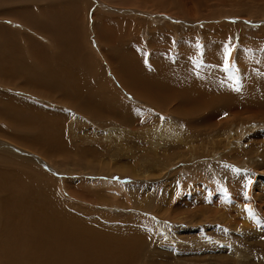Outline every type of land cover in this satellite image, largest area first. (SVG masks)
<instances>
[{
	"label": "rangeland",
	"instance_id": "rangeland-1",
	"mask_svg": "<svg viewBox=\"0 0 264 264\" xmlns=\"http://www.w3.org/2000/svg\"><path fill=\"white\" fill-rule=\"evenodd\" d=\"M43 1L45 5L38 8ZM49 4L60 9L46 10ZM62 6L70 15L61 11ZM42 10L51 12L43 14L44 22L38 18ZM58 10L64 12L61 20H77L69 28H86L73 33L79 38L76 55L65 52L68 41L63 36L69 31L62 30L65 22L60 20L59 26L50 19ZM9 13L19 20L33 19L22 24L11 20ZM103 28H110L106 30L110 36ZM9 30L16 32L18 41L6 33ZM17 33L27 34L28 42ZM9 41L22 44L21 50H12ZM213 42L218 47L205 56L203 47ZM229 44L232 68L225 72L223 50ZM118 47L130 53L129 63L123 60V66L118 65L121 69L116 64L113 69L105 60L114 59ZM176 50L193 54V58L180 61L176 71L166 72L165 85L159 83L151 98L147 96L149 102L145 101L139 94L151 90L149 83L155 76L150 71L156 69L152 65L169 55L175 59ZM54 54L59 60L65 54L96 63L94 84L81 85L77 67L70 64L55 81L32 85L27 82L31 75L21 74L18 65H13L16 57L30 61L43 80L47 69L55 71L48 62L42 71L46 59ZM138 56L145 60L149 74L139 73L132 65ZM0 57V64L4 62L0 67V166L51 179L53 189L43 187L47 201L27 179L30 198L47 205L48 218L92 238L108 235V230H113L109 232L113 236L114 231L134 225L131 229L142 235L144 246L135 264H264V0H0ZM184 70H192L193 78H198L195 86H204L208 96L192 95L184 101L177 85H167ZM123 80L125 88L133 87L134 93L124 89ZM215 80L220 84H213ZM207 100L214 104L209 106ZM14 219L20 225L25 221L23 216ZM0 239V264H7L1 253L4 236Z\"/></svg>",
	"mask_w": 264,
	"mask_h": 264
},
{
	"label": "bare ground",
	"instance_id": "bare-ground-1",
	"mask_svg": "<svg viewBox=\"0 0 264 264\" xmlns=\"http://www.w3.org/2000/svg\"><path fill=\"white\" fill-rule=\"evenodd\" d=\"M39 0H37L38 2ZM42 1V0H41ZM71 1V0H70ZM44 1L42 2L41 5H38V8H41L40 6L42 5H45L43 4ZM66 3H70V2H66ZM76 4H78L77 2H75ZM39 4V3H38ZM73 4V5H71ZM59 5L61 6V3H59ZM59 5H56L58 7H55L56 9H54L52 6L54 5H51L49 4L48 7H46V10L50 9L51 7V10L54 9L55 11L58 9H60ZM62 5H65V4H62ZM67 5L69 4H66V7ZM71 7L74 6V3H70ZM70 5L68 7H70ZM71 7L69 9H71ZM73 7V8H74ZM48 8V9H47ZM76 8V7H75ZM74 8V9H75ZM37 9V7H36ZM66 9V8H65ZM74 9H71L73 10V12L75 11ZM25 10V9H24ZM27 10V8H26ZM64 11L65 10L63 9V6H62V9L61 11ZM70 10V11H71ZM79 10H83L82 8L80 9L79 7ZM18 13L19 11L16 10ZM13 12V15L14 13L17 15V12ZM54 11V12H55ZM61 11H57L55 12V14L52 12V14L54 15V17H51L50 16V19L51 21L53 20V22L56 24H59L62 25L63 22L61 21H64L63 19L61 20L60 19V16L61 18L64 17L62 16V14L64 13H61ZM77 11V10H76ZM33 12V11H31ZM58 12H59V16H56V13L58 15ZM73 12L71 13L73 15ZM12 13V12H11ZM30 13V12H29ZM34 13V12H33ZM50 14L51 12L49 11H41V12H38V18L42 20V17H43V14ZM61 13V14H60ZM66 13H69L70 15V12L66 9ZM28 14V12H27ZM31 14V13H30ZM7 15H10L11 17H13V15H11L10 13L7 14ZM19 15V14H18ZM29 15V14H28ZM35 15V14H34ZM37 15V14H36ZM51 15V14H50ZM6 16V15H5ZM8 16V17H10ZM56 16V17H55ZM8 17H5L7 19H9ZM59 17V18H58ZM67 17L69 16H65V20L67 19ZM72 18V17H70ZM70 18H68V21H64L66 25L68 26H65L62 28L63 31H65L64 29H67L69 27H71V23H75L76 21L74 22H70ZM84 18V17H82ZM11 20L15 19L16 21H20L22 24L25 23V20L21 19H17L15 17L13 18H10ZM9 19V20H10ZM33 19V18H32ZM32 19H27L29 22L32 21ZM61 20V21H60ZM81 20V19H80ZM79 20V21H80ZM85 20V18H84ZM84 20H81V22ZM43 21V20H42ZM44 22V21H43ZM87 22V21H86ZM105 21H103L104 23ZM42 23V22H41ZM61 23V24H60ZM68 23V24H67ZM109 23H111L109 21ZM76 25L78 24L77 22L75 23ZM73 24V25H75ZM112 24V23H111ZM110 24V25H111ZM71 25V26H70ZM86 26V25H85ZM84 26V27H85ZM103 26H109V24L105 23L103 24ZM102 26V27H103ZM28 30H30V32L32 33V31H34L32 28L26 26ZM74 27V26H73ZM113 27V26H112ZM76 28V27H75ZM78 29L82 28V32L85 31L84 29L86 28H83V27H77ZM78 29H76L78 31ZM110 28H107V29H104L103 28V31L104 33L107 32V34L110 32V31H106V30H109ZM6 30V29H5ZM4 30V31H5ZM8 30V29H7ZM68 33H70L69 35H72L69 36L68 38V33L66 34V36H63V39L66 40V42L68 41V43L64 44V46H67V48L65 49V52H71L73 55H76L79 53L80 49L76 43V41L78 40L79 41V38L78 36L75 37L74 36V31L73 28H69L68 29ZM39 31H41V27L39 29ZM55 31V30H54ZM63 31H60L63 35ZM75 31V32H77ZM81 31V30H80ZM9 32H11V35H13L14 37L16 36V32H12V31H8L6 32L7 34H10ZM36 32V31H35ZM48 32L51 33L50 29H48ZM114 32V31H113ZM37 33V32H36ZM103 33V34H104ZM19 34V33H17ZM38 34V33H37ZM115 34V32L113 33ZM6 35V34H5ZM20 37H23L24 40L25 39H28L29 40V36L27 34H19ZM39 35V34H38ZM110 36V33L108 34ZM12 36V38H13ZM112 36V34H111ZM114 37V36H113ZM118 37V36H117ZM116 38V37H115ZM113 38V40L115 41L116 39ZM22 39V38H21ZM68 39V40H67ZM112 39V38H111ZM119 39V38H118ZM15 40H17V36L15 38ZM28 40H25L24 42H28ZM57 40V39H56ZM55 40V41H56ZM18 41V40H17ZM12 42V41H9V43ZM13 45L15 44V41L12 42ZM117 43H120L119 41H117ZM215 42L213 43H208V45H205L203 48V54L206 56L208 54L211 53L210 49L213 50L215 47V45L217 46L218 44H214ZM11 44V43H10ZM9 46L11 47L12 46V50L15 49V51H19L21 50V48L19 47L20 45L22 44H19V46H16L14 45H10ZM58 44V43H57ZM120 45V44H119ZM169 45V44H168ZM30 46V44H29ZM218 47V46H217ZM46 48V47H45ZM44 48V49H45ZM225 48V47H224ZM63 51H64V48H62ZM112 49V48H111ZM123 48L121 47H118V48H115V55H114V59H109V60H105L106 63L109 65V67L111 66V68L114 66L113 65H122L120 62H122L123 60L128 64V56L130 57V53L128 54V52L126 50H122ZM171 50H173L171 47H170ZM216 49V48H215ZM138 50V49H137ZM45 51V50H44ZM43 51V52H44ZM156 51V50H155ZM153 50V52H155ZM162 51V50H161ZM225 51V49L223 50ZM61 52V51H60ZM109 52V51H108ZM112 52V51H111ZM213 52V51H212ZM218 52V51H217ZM215 52V53H217ZM64 53V52H63ZM89 54V53H88ZM104 54V53H103ZM113 54V53H112ZM177 57L173 60L171 59V56H167V57H164L162 60L159 61L158 65L156 63H154L152 65V67H156V69H152L151 74L152 76H155V78L153 79L152 77V80H151V83H149V87L151 88L150 91H147V94L146 95H141L139 93V96L143 97L145 101H148L147 99H149L148 97L151 98L152 96V89H157V85L159 83H161L162 85H165L162 78L163 76L165 75L166 72H173V71H176V68L175 66L182 60H185L187 58H193V54H189V53H186V52H182V51H179V50H176V53ZM3 55V54H2ZM12 55V54H11ZM90 55V54H89ZM215 55V54H213ZM224 55V54H223ZM16 56V55H15ZM35 58L38 57V54H35L34 55ZM42 56V55H41ZM61 56L65 57L61 60L58 59L57 56H55L54 54V58H47L46 61L44 62L43 64V69L42 71L44 70L45 68V65H46V62L50 63L54 68L55 71L51 70V68L47 69L46 71V74L43 78V80L40 78V75H37L35 74L34 72V69L36 68L35 65L30 62V61H26L25 59L23 58H15V62L13 63V65H18L17 66V69L18 71L23 74V75H31L29 76L27 79L30 81H27L29 84H34V83H37V81H40L42 84H47L48 81L54 79V81L57 79V77L59 76V74L61 73H65V68L67 65H70V64H74L76 67H77V70H78V76L79 78L81 79V85L86 84L87 86L85 87H88L90 84H94L93 82V79H92V75H93V72L94 71V67L96 66V63H94V65H91V60L87 57H68L67 55L65 54H61ZM211 56V55H210ZM217 56V54H216ZM127 57V58H126ZM1 58V57H0ZM34 58V59H35ZM113 58V57H112ZM199 58H202V57H199ZM11 59H14L13 57H11ZM205 59V58H204ZM210 59V58H209ZM145 60L142 59V56H138L134 61H133V66H135V68L138 70L139 73H142V72H145L147 74H149V70H147V67L146 65L144 64ZM132 62V61H131ZM200 62V61H199ZM202 62V61H201ZM200 62V63H201ZM217 62V60H216ZM4 62H2L3 64ZM183 62H181L180 64L182 65ZM0 64V67H2ZM124 64V63H123ZM126 64V65H127ZM184 64V63H183ZM188 64V63H187ZM204 64V63H203ZM214 64V63H213ZM9 65V64H8ZM125 65L124 68H127V66ZM215 65V64H214ZM212 65V66H214ZM222 65V64H221ZM123 66V65H122ZM121 66V68H122ZM201 66V65H200ZM240 68H242L240 65H238ZM151 67V68H152ZM184 67H186V65H184ZM190 67V66H189ZM193 67V66H192ZM209 67V66H208ZM217 67V65H216ZM246 68V66H243ZM13 68V67H12ZM118 68H120L118 66ZM120 68V69H121ZM188 68V67H186ZM191 68V67H190ZM198 68L199 65H198ZM39 69V68H37ZM73 69V68H72ZM99 69V68H98ZM181 69V68H180ZM179 69V70H180ZM203 69V67H202ZM211 69V68H210ZM213 69V68H212ZM239 69V68H237ZM248 69V68H247ZM74 70V69H73ZM126 71L129 70L128 69H125ZM195 71V69H193ZM204 70V69H203ZM214 70V69H213ZM212 70V71H213ZM1 71V70H0ZM209 71V70H208ZM243 71V70H242ZM5 72V71H4ZM71 72V71H70ZM192 72V70H191ZM190 71L188 70H184V71H181V74L182 76L180 77H173L171 79V81L167 84L169 85L170 83H172V85H177V92L181 95L182 98H184L185 100L184 101H189V97H191L192 95H197L199 96V98H203L205 97L204 95L206 94V90L201 86V85H197L195 86V82H197V79L193 78L194 75H192ZM97 73V72H96ZM99 73V72H98ZM128 73V72H127ZM200 73V71H199ZM202 73V72H201ZM205 73V72H204ZM212 73V72H211ZM131 74V73H130ZM214 74V73H213ZM216 74V73H215ZM214 74V75H215ZM9 75V74H8ZM75 75V74H74ZM100 75V73H99ZM128 75V74H127ZM126 75V76H127ZM174 75V74H172ZM226 75V74H225ZM2 76V75H1ZM4 76V74H3ZM100 77V76H99ZM132 77V76H131ZM136 77V76H135ZM199 77V76H198ZM221 77V76H220ZM22 78V77H21ZM128 78V77H126ZM102 79L103 81L106 79ZM120 79V78H119ZM136 79V78H135ZM216 79V78H215ZM1 80V79H0ZM73 80V79H72ZM126 80V79H125ZM148 80V79H147ZM212 80V79H211ZM7 81V80H6ZM21 81V80H20ZM76 81V80H75ZM80 81V80H79ZM101 81V80H99ZM106 81V80H105ZM104 81V82H105ZM118 81V80H117ZM199 81H200V78H199ZM205 81H208V80H204V83ZM213 81V80H212ZM11 82V81H10ZM22 82V81H21ZM25 82V81H24ZM59 82V81H58ZM98 82V81H97ZM121 82V81H120ZM148 82V81H147ZM201 82V81H200ZM52 83V82H51ZM57 83V82H56ZM106 83V82H105ZM108 83V82H107ZM136 83V82H135ZM202 83V82H201ZM208 82H206L205 84L207 85ZM211 83V82H210ZM220 84L218 83L217 80H215L213 82V84ZM7 84V83H6ZM12 84V83H11ZM32 84V85H33ZM104 84V83H103ZM122 86L124 87V89H128L131 93H134V89H132L131 87L130 88H125L126 86L124 85V80L123 82L121 83ZM203 84V83H202ZM209 84V83H208ZM212 84V83H211ZM2 85V84H0ZM8 85V84H7ZM144 85L148 86L147 83H145ZM10 86V85H9ZM55 86V85H54ZM58 86V84H57ZM98 86V84H97ZM100 86V85H99ZM193 86H195V90L193 89ZM212 86V85H211ZM214 86V85H213ZM225 86V84H224ZM223 88L225 89L226 87ZM6 87V86H5ZM84 87V88H85ZM91 87V86H90ZM101 87V86H100ZM106 87V85H105ZM135 87V86H134ZM216 87V85L214 86ZM228 87V86H227ZM1 88H3L1 86ZM0 88V89H1ZM14 88V87H13ZM61 88V87H60ZM80 88V87H79ZM78 88V89H79ZM82 88V86H81ZM93 88V87H91ZM95 88V87H94ZM98 87H96L97 89ZM218 88V87H217ZM222 88V87H221ZM7 89V88H6ZM5 89V90H6ZM96 89H94L95 91H97ZM209 89V88H208ZM214 89V88H213ZM34 90V89H33ZM67 90V89H66ZM74 90V89H73ZM86 90V88H85ZM93 90V89H91ZM93 90V91H94ZM112 90V89H110ZM215 90V89H214ZM219 91L222 90V89H218ZM226 90V89H225ZM22 91V90H21ZM27 91V90H26ZM29 91V90H28ZM89 91V90H88ZM92 91V92H93ZM105 91V90H104ZM107 91V90H106ZM105 91V92H106ZM175 91V90H173ZM211 91V90H210ZM217 91V90H215ZM213 91L212 94L215 92ZM230 91V90H229ZM139 92V91H138ZM171 92V90H170ZM209 92V91H208ZM207 92V93H208ZM8 93V92H6ZM41 93V92H40ZM97 93V92H96ZM111 93V92H110ZM113 93V91H112ZM174 94L176 93L173 92ZM221 93V92H219ZM218 93V94H219ZM223 93V91H222ZM246 93V92H245ZM262 93V92H261ZM21 94V93H20ZM44 94V93H42ZM91 93H89L90 95ZM94 94V93H93ZM135 94V95H137ZM156 94V93H154ZM211 94V92H210ZM211 94V95H212ZM216 93L215 97L218 95ZM224 94V93H223ZM227 93H225L226 95ZM259 94V93H258ZM27 95V94H26ZM39 95V93H38ZM96 95V94H95ZM97 95H100V93ZM177 95V94H176ZM207 95V94H206ZM32 96V95H31ZM46 97H48L47 95H45ZM44 96V97H45ZM102 96V94H101ZM115 96V95H113ZM148 96V97H147ZM208 96V95H207ZM213 96V95H212ZM1 97H2V94H1ZM81 97V96H80ZM106 97V95H105ZM104 97V98H105ZM169 97V96H168ZM9 98V97H7ZM6 98V99H7ZM37 98V97H36ZM43 98V96H42ZM103 98V97H102ZM103 98V100H104ZM116 98V97H115ZM118 98V97H117ZM210 98H212L210 96ZM217 98L219 99V97L217 96ZM220 98L223 99V97H221V94H220ZM226 98V97H225ZM244 98V97H243ZM11 99V98H10ZM39 99V98H38ZM169 99V98H168ZM175 99V98H174ZM207 98H204L203 100H205ZM221 99V100H222ZM96 100V99H95ZM98 100V99H97ZM179 100V98H178ZM198 100V99H197ZM216 100V99H215ZM220 100V99H219ZM225 100V99H224ZM4 101V100H3ZM15 101V100H14ZM101 101V100H99ZM105 101V100H104ZM174 102V100H171V102ZM176 101V100H175ZM181 101V99H180ZM183 101V100H182ZM253 101V100H252ZM1 102V101H0ZM8 102H10L8 100ZM49 102V101H48ZM119 104L122 102H120V100L118 101ZM170 102V103H171ZM225 102V101H224ZM2 103V102H1ZM12 103V102H11ZM15 103V102H14ZM186 103V102H184ZM190 103V102H189ZM208 103V100L206 102V104ZM7 104V103H6ZM21 104V103H20ZM28 104V103H27ZM113 104V103H112ZM124 104V103H123ZM192 105V101L190 103ZM189 104V106H190ZM209 104V103H208ZM214 104V103H212ZM212 104H209V106H212ZM217 104V103H216ZM221 104V103H220ZM226 104V103H225ZM224 104V106H225ZM26 105V103H25ZM30 105H33V104H30ZM67 105V104H66ZM121 105V104H120ZM194 105V104H193ZM201 105V104H200ZM219 105V104H218ZM231 105V104H230ZM6 106V105H5ZM4 106V107H5ZM13 106V105H12ZM118 106V105H117ZM123 106V105H121ZM228 105H226L227 107ZM18 107V106H17ZM36 107V105H35ZM39 107H42V106H39ZM196 107V106H195ZM199 107V106H198ZM196 107V108H198ZM30 108V106H29ZM34 108V107H33ZM44 108V107H43ZM191 108H194V106H192ZM190 108V109H191ZM195 108V109H196ZM200 108V107H199ZM202 108V107H201ZM205 108V107H203ZM206 108H210V107H206ZM223 108V106H222ZM230 108V106H229ZM37 109V107H36ZM40 109V108H39ZM48 109V108H47ZM21 110V109H20ZM193 110V109H192ZM198 110V109H197ZM202 110V109H201ZM207 110V109H205ZM1 111V110H0ZM5 111V110H3ZM18 111V110H16ZM34 111V110H33ZM207 111H211V109L207 110ZM35 112V111H34ZM4 113V112H3ZM40 113V112H39ZM46 113V112H45ZM226 113V112H225ZM28 114V113H27ZM34 114V113H33ZM36 114V113H35ZM43 114V113H42ZM48 114V113H47ZM50 114V113H49ZM212 114V113H211ZM216 113L214 112V115ZM221 114V113H219ZM218 114V116H219ZM5 115V114H4ZM15 115V114H14ZM26 115V114H25ZM41 115V114H39ZM182 115V114H181ZM185 115V114H184ZM187 115V114H186ZM23 116V115H22ZM27 116V115H26ZM37 116V115H36ZM44 116V114H43ZM46 116V115H45ZM52 116V115H51ZM50 116V117H51ZM6 117V116H5ZM20 117V115H19ZM32 117V116H31ZM39 117V116H38ZM41 117V116H40ZM49 117V116H47ZM46 117V118H47ZM212 117V115H211ZM1 118V117H0ZM10 118V117H9ZM27 117L23 118V119H26ZM29 118V117H28ZM45 118V117H44ZM54 119V117H52ZM14 119V117H13ZM16 119V118H15ZM35 119V118H34ZM37 119V118H36ZM43 120V118H41ZM49 119V118H48ZM51 119V118H50ZM49 119V120H50ZM17 120V119H16ZM19 120V119H18ZM48 120V121H49ZM52 120V119H51ZM10 121V120H8ZM25 121V120H24ZM23 121V122H24ZM38 121V120H37ZM6 122V120H5ZM22 122V120H21ZM27 122H28V119H27ZM30 122V120H29ZM33 122V120H32ZM36 122V121H34ZM55 122V121H53ZM3 123V122H2ZM52 123V122H51ZM1 124V123H0ZM5 124V123H4ZM14 124V123H12ZM17 124V122H16ZM23 123H21L22 125ZM25 124V122H24ZM50 124V123H49ZM19 125V124H17ZM32 125V124H31ZM34 125V124H33ZM39 125V124H38ZM55 125V124H54ZM54 125H51V127ZM23 126V125H22ZM21 126V127H22ZM25 126V125H24ZM27 126V125H26ZM36 126V124H35ZM41 126L42 123H41ZM59 126V125H58ZM7 127V126H6ZM5 127V128H6ZM11 127V125H10ZM10 127L6 128V129H10ZM30 128V126H28ZM34 126H32L31 128H33ZM37 127V126H36ZM35 127V128H36ZM44 127H46V124L44 125ZM50 127V126H48ZM47 127V128H48ZM50 128V129H53ZM14 128V127H12ZM12 128L10 130H12ZM27 128V127H26ZM30 128V129H31ZM40 128V127H39ZM46 128V129H47ZM62 128V127H61ZM17 129H21V128H17ZM29 129V130H30ZM43 129V128H42ZM45 129V128H44ZM58 129V128H57ZM14 130V129H13ZM23 130H24V127H23ZM21 130V131H23ZM34 130V129H32ZM31 130V131H32ZM37 130V129H36ZM44 131V130H43ZM18 132V131H17ZM35 132V131H34ZM38 132V130H37ZM42 132V130H41ZM46 132V131H44ZM44 132H43V135H44ZM12 133V132H11ZM14 133V132H13ZM24 133V132H23ZM40 133V132H39ZM50 133V132H48ZM55 133V132H54ZM61 133V132H60ZM16 134V132H15ZM19 134V133H17ZM16 134V135H17ZM21 134V132H20ZM42 134V133H41ZM47 134V133H46ZM28 135V134H27ZM42 135V136H43ZM19 136V135H18ZM21 136V135H20ZM37 136V135H36ZM39 136V134H38ZM40 136V137H42ZM49 136V135H48ZM54 136V135H53ZM39 137V138H40ZM46 137V136H44ZM26 138V137H25ZM36 138V137H35ZM34 138V139H35ZM38 138V137H37ZM27 140V139H26ZM30 141V140H29ZM24 143V142H23ZM32 143V142H31ZM47 143V142H46ZM28 144V143H27ZM33 144H34V141H33ZM31 144V145H33ZM44 144V143H43ZM37 145V144H36ZM1 150V148H0ZM1 152V151H0ZM48 152V151H47ZM3 156V155H2ZM5 159V158H4ZM25 159V158H24ZM8 160V159H7ZM11 160V159H9ZM29 159H27L28 161ZM24 161V160H23ZM1 162H2V159H1ZM29 162V161H28ZM8 163V161H7ZM34 163V162H33ZM32 163V164H33ZM12 164V163H11ZM10 164V165H11ZM2 165V164H1ZM9 165V166H10ZM13 167H15V164H12ZM16 165H18V162L16 163ZM34 165V164H33ZM6 166V165H5ZM26 166V164H25ZM35 166V165H34ZM8 167V166H7ZM6 167V168H7ZM20 167V165H19ZM22 167V166H21ZM20 167V168H21ZM5 167L4 168H1L0 166V177L2 176L3 178H1V180L3 179L2 183L0 184V205H1V208H0V216H3L2 219L0 220V238L1 236H4V243H3V247L2 250H1V253L2 255L4 256L5 260H6V263L7 264H135L136 260L139 259V256L141 254V248L144 247L143 244L141 242H143V237L142 235L139 236V233H136V232H133L131 228L134 227L131 226V228L129 229H125V230H116L114 231V235L113 236H109L111 234H109L110 231H113V230H108L109 232L108 235H98L97 238L95 236V238H92L90 236H87L86 233L84 232V234H80V233H76L74 231V228L72 227H69L68 225L67 226H63L62 223H60L58 221V219H54L53 217H47V214L48 212L46 210H44L45 208H47V205L44 203V202H41V203H37V202H34L31 198H30V195L28 193V189H27V179H29V183L31 184L32 188L35 189L39 194L40 196L45 199V197L47 196V192L46 190L43 188H50V189H53V183L45 176V174H41V173H36L34 176H29V175H26L24 174L23 172H19V174H16L14 173V170H12L11 168L10 169H6ZM27 168V167H26ZM14 169H18L17 167H15ZM22 169V168H21ZM30 169V168H29ZM23 170V169H22ZM21 170V171H22ZM28 170V168H27ZM29 172V170H28ZM27 173V172H26ZM0 180V181H1ZM55 188V187H54ZM68 192V191H67ZM35 197V196H34ZM46 200V199H45ZM47 201V200H46ZM68 206V205H67ZM65 207V206H64ZM44 210V211H43ZM16 216H23L24 217V223L22 225H20V221L19 222H16L15 221V217ZM75 218V217H73ZM103 218V217H102ZM77 219V218H76ZM75 219V220H76ZM78 220V219H77ZM99 220V219H98ZM81 221V220H80ZM90 221V220H89ZM77 222V221H76ZM79 222V220H78ZM77 222V223H78ZM83 223V221H81ZM128 222V221H126ZM73 223V222H72ZM91 223V222H89ZM101 223V222H100ZM99 223V224H100ZM93 224V223H92ZM97 224V223H96ZM115 224V223H114ZM127 224V223H125ZM66 225V224H65ZM74 225V224H73ZM77 225V224H76ZM82 225V224H81ZM86 225V224H84ZM84 225H82L81 227H83ZM128 225V224H127ZM72 226V225H71ZM75 226V225H74ZM97 226L96 225V229H94L95 231L97 230ZM103 226V225H102ZM105 226V225H104ZM117 226V225H115ZM129 226V225H128ZM93 227V226H92ZM91 227V228H92ZM94 227V228H95ZM99 227V226H98ZM109 227V226H108ZM111 227V226H110ZM126 227V225H125ZM130 227V226H129ZM84 228V227H83ZM83 228L81 229L82 232H83ZM86 229L88 228V226L85 227ZM90 228V227H89ZM89 228L87 230H89ZM115 229V227H112V229ZM121 228V227H120ZM109 229V228H108ZM117 229V228H116ZM124 229V228H123ZM79 230V229H78ZM91 230L93 229H90L88 233H93ZM86 231V230H85ZM104 230H102L103 232ZM100 232V231H98ZM102 232H100L102 234ZM106 232V231H105ZM142 232V231H141ZM76 233V237L79 238L78 240L74 239L73 237V234ZM95 233V232H94ZM98 234V233H97ZM96 234V235H97ZM105 234V233H104ZM143 234V233H142ZM90 235V234H89ZM92 236V234H91ZM6 237V238H5ZM1 240V239H0ZM76 240V241H74ZM144 240H147V237L145 236V239ZM1 243V242H0ZM141 243V246L139 245ZM1 262V261H0ZM149 264V263H148ZM153 264V263H152ZM156 264V263H154Z\"/></svg>",
	"mask_w": 264,
	"mask_h": 264
},
{
	"label": "snow or ice",
	"instance_id": "snow-or-ice-1",
	"mask_svg": "<svg viewBox=\"0 0 264 264\" xmlns=\"http://www.w3.org/2000/svg\"><path fill=\"white\" fill-rule=\"evenodd\" d=\"M232 51L233 47L231 44L225 45V52H224V71L228 72L232 68L231 59H232ZM236 91H239V89H235ZM251 183V181H249Z\"/></svg>",
	"mask_w": 264,
	"mask_h": 264
}]
</instances>
